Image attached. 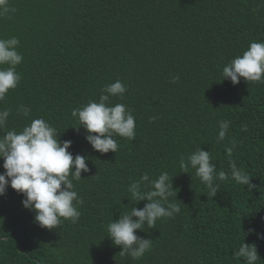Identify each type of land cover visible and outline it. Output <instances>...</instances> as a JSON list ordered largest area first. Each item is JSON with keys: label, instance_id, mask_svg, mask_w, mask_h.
<instances>
[{"label": "trees", "instance_id": "obj_1", "mask_svg": "<svg viewBox=\"0 0 264 264\" xmlns=\"http://www.w3.org/2000/svg\"><path fill=\"white\" fill-rule=\"evenodd\" d=\"M8 3L13 11L0 18V39H19L22 79L0 101V109L10 110L0 136L43 118L61 143L72 141L73 156L89 157L90 171L73 180L83 199L78 222L62 219L54 230L35 223L25 197L11 187L0 196V264H244L235 255L244 241L256 245L257 264H264V239L257 236L264 234V83L241 78L233 85L222 76L250 43L264 42V0ZM116 80L127 91L108 104L132 110L136 137L115 136L119 150L101 154L82 127L76 130L72 111L99 102L102 89ZM21 105L30 109L27 116ZM221 121L230 126L218 142ZM228 147L231 161L252 178L251 191L232 179ZM199 148L227 175L217 181L215 197L195 169L186 174L179 166ZM163 172L173 178L169 200L181 212L137 232L153 241L144 257L120 255L108 223L148 202L132 197L130 183ZM148 190L145 182L142 191Z\"/></svg>", "mask_w": 264, "mask_h": 264}, {"label": "clouds", "instance_id": "obj_2", "mask_svg": "<svg viewBox=\"0 0 264 264\" xmlns=\"http://www.w3.org/2000/svg\"><path fill=\"white\" fill-rule=\"evenodd\" d=\"M10 11L13 9L9 7L8 0H0V18ZM19 44L17 37L0 39V101L21 82L22 74L16 70L23 61V55L17 50ZM4 65L8 67H2ZM222 76L223 80H230L233 85H238L241 78L247 83H264V42L250 43L242 55L236 56L224 66ZM178 81V75L171 80L172 83ZM126 91V86L116 80L102 89L99 102L90 101L82 108L72 111V116L78 119L80 125L76 130L79 131L82 127L87 133V142L101 154L116 153L119 150L115 136L135 140L136 119L132 110L122 103L114 106L108 104L110 96L123 97ZM20 110L25 116L30 112L23 105ZM9 116V109H0V129L6 126ZM155 119L156 117L150 118L153 121ZM229 126V121L220 122L218 142L225 139ZM59 135L55 127L43 118H37L22 131L12 129L0 136V160H3L5 170L0 173V196H4L9 187L23 195L25 198L22 204L25 209L34 212V222L49 230L57 229L62 219L74 224L78 222L81 216L79 206L83 204V199L74 190L73 180H81L82 173L90 171L87 163L89 157L79 154L73 156L69 151L72 141L61 143ZM226 151L230 158L232 179L246 185L251 191L255 187L251 183L252 178L231 161L233 148L228 147ZM179 166L186 174L189 167L195 169V175L213 197L219 189L217 181L227 179L224 171L217 172L216 165L211 162V153L202 148L187 158L181 157ZM172 180L167 172H163L154 180L144 174L140 181L130 183L128 191L132 197L139 202H148L143 208L132 207L119 220L108 223V238L122 249L120 255H129L133 260L144 257L151 250L153 241L138 236L137 232L143 231L145 226L154 228L157 220L172 218L181 212L179 204L169 200L175 192ZM145 182L150 185L151 190L142 191V184ZM251 231L254 232V229ZM257 236L264 239V234L257 233ZM235 255L243 258L244 264H257L261 259L256 245H249L245 241Z\"/></svg>", "mask_w": 264, "mask_h": 264}]
</instances>
